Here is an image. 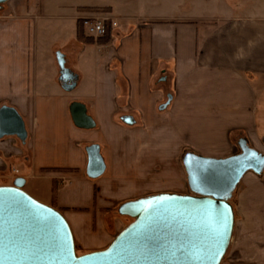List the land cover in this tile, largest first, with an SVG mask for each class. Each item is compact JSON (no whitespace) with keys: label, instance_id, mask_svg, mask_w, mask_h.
I'll return each mask as SVG.
<instances>
[{"label":"crops","instance_id":"obj_1","mask_svg":"<svg viewBox=\"0 0 264 264\" xmlns=\"http://www.w3.org/2000/svg\"><path fill=\"white\" fill-rule=\"evenodd\" d=\"M39 2L9 0L0 13V106L16 109L27 131L25 144L0 140V178L18 163L11 178H24L27 194L63 215L75 250L106 248L126 201L188 194L185 151L225 158L237 152L232 137L242 134L264 154V14L256 8L172 18L140 13L142 0L133 12L110 1L72 0L76 30L84 18L126 25L105 41L88 34L92 41H82L76 31L59 44V31L45 40L47 31L36 25L47 18ZM57 53L78 77L70 91L58 82ZM168 94L170 104L159 111ZM74 102L85 106L92 129L74 126ZM91 145L99 146L106 167L95 180L86 176ZM232 206L234 228L221 264H264V171L243 177ZM237 216L251 231L236 228Z\"/></svg>","mask_w":264,"mask_h":264},{"label":"water","instance_id":"obj_2","mask_svg":"<svg viewBox=\"0 0 264 264\" xmlns=\"http://www.w3.org/2000/svg\"><path fill=\"white\" fill-rule=\"evenodd\" d=\"M9 0H0V10ZM58 82L72 90L78 77L66 68L64 56L56 54ZM172 100L168 94L159 111ZM74 126L92 129L94 122L83 104L69 108ZM122 122L134 125L131 116ZM15 138L25 144L27 131L13 107L0 106V140ZM237 152L225 158H208L185 151L181 165L188 194L159 193L126 201L116 210L130 218L103 250L76 255L71 229L63 215L42 204L24 190L25 179L0 186V264H221L235 222L231 200L243 177H260L264 154L252 148L246 138L236 142ZM86 176L95 180L105 172L97 145L85 149Z\"/></svg>","mask_w":264,"mask_h":264},{"label":"rangeland","instance_id":"obj_3","mask_svg":"<svg viewBox=\"0 0 264 264\" xmlns=\"http://www.w3.org/2000/svg\"><path fill=\"white\" fill-rule=\"evenodd\" d=\"M72 0H42L41 11L47 16L45 19H39L36 23L37 26H41L47 31V37L45 40H51V34L59 31V39L56 40L58 43H62L64 40L70 37V34L76 33V21L71 18V11L69 10V3ZM80 2H91L95 3L98 0H77ZM110 1L114 4L116 8L121 12H133L135 7L136 0H102ZM140 1V0H138ZM3 4L1 11L5 8ZM256 8V9H254ZM140 13L146 15H152L153 17H222L227 15L229 12L233 14H240L247 10H257L259 13L264 14V0H142ZM229 11V12H228ZM42 13V12H41ZM83 36L87 35L86 30L83 29ZM54 37V36H53ZM63 37V38H62ZM6 139V138H4ZM3 139V140H4ZM263 154V152H262ZM4 175L6 180L3 177L0 178V184L10 185L13 181L11 178L12 175H19V165L18 163L10 162L6 167ZM17 171L15 174L14 171ZM4 180V182L2 181ZM30 195V194H28ZM31 196V195H30ZM34 198L33 196H31ZM38 202L44 204L42 199L34 198ZM235 200V194L231 203ZM46 205V204H45ZM120 218V217H119ZM121 222L118 223V226L113 230V238L130 222V218L122 217ZM109 224V223H108ZM110 226V224H109ZM236 228L238 230H247L251 231V226L248 227L244 221L241 220L239 216L236 217ZM111 239V241L113 240ZM110 241V242H111ZM109 245V244H108ZM107 245V246H108ZM106 246V247H107ZM76 255H83L79 250H75ZM224 259V258H223ZM223 261V260H222Z\"/></svg>","mask_w":264,"mask_h":264},{"label":"built area","instance_id":"obj_4","mask_svg":"<svg viewBox=\"0 0 264 264\" xmlns=\"http://www.w3.org/2000/svg\"><path fill=\"white\" fill-rule=\"evenodd\" d=\"M81 26L86 30L88 36H91L95 39L103 38L106 34V31L109 29L117 28L118 26H125L124 21H119L117 19H108V18H84L81 21ZM17 171H15V174Z\"/></svg>","mask_w":264,"mask_h":264},{"label":"trees","instance_id":"obj_5","mask_svg":"<svg viewBox=\"0 0 264 264\" xmlns=\"http://www.w3.org/2000/svg\"><path fill=\"white\" fill-rule=\"evenodd\" d=\"M109 34H110V30L108 29L106 31L105 36L103 38H101L100 40H104L105 41L109 37ZM77 37H78V39H80L82 41H86V42L92 41L90 38H86V37L83 36V32H82V29H81V25H78V28H77ZM242 137H243L242 134H237L236 136L232 137V140L234 141V143H236L237 140L239 138H242Z\"/></svg>","mask_w":264,"mask_h":264}]
</instances>
